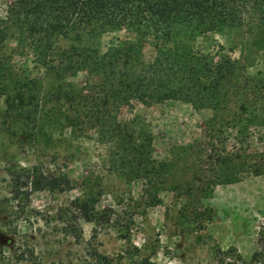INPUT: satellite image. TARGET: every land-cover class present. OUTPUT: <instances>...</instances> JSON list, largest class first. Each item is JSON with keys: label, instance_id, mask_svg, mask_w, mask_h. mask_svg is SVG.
<instances>
[{"label": "trees", "instance_id": "obj_1", "mask_svg": "<svg viewBox=\"0 0 264 264\" xmlns=\"http://www.w3.org/2000/svg\"><path fill=\"white\" fill-rule=\"evenodd\" d=\"M252 12V21L264 26V0H0V87L7 115L26 125L62 118L73 136L94 129L109 145V162L118 173L128 180L143 178L156 189L178 170L185 174L189 196L237 182L243 173L264 176V149L252 152L239 141L264 126V80L249 75L242 59L216 57L194 45L196 35L242 25ZM123 28L135 39L102 52L95 39ZM12 40L14 53L33 54L55 75L59 105L44 109L35 93L38 82L16 77L9 65ZM148 41L154 48L151 60L143 55ZM79 71L86 72L83 85L65 80ZM146 99L210 108L204 138L176 146L169 160L153 158V136L143 117L119 119L132 102ZM37 175L30 176L34 190L58 187ZM58 179L70 187L67 179ZM157 194H150L148 205L160 202ZM95 199L76 200L88 221L101 217ZM212 264H264V238L248 261L236 250L217 249Z\"/></svg>", "mask_w": 264, "mask_h": 264}, {"label": "rangeland", "instance_id": "obj_2", "mask_svg": "<svg viewBox=\"0 0 264 264\" xmlns=\"http://www.w3.org/2000/svg\"><path fill=\"white\" fill-rule=\"evenodd\" d=\"M253 16L242 25L196 35L195 47L216 57L240 58L249 75L264 80V26ZM126 39L133 41L135 35L123 28L95 41L104 52ZM15 44L9 42L8 55L16 77L38 82L35 93L44 109L59 105L53 96L55 75L40 67L33 54L14 53ZM143 55L152 59L151 42L144 43ZM64 78L80 86L86 72ZM5 98L0 87V264H212L217 249L236 250L248 261L264 238L263 175L243 173L237 182L189 196L185 174L178 170L156 189L143 178L128 180L118 173L109 162V145L99 141L94 129L73 136L62 118L18 123L7 115ZM135 115L147 122L153 158L161 161L169 160L176 146L202 140L212 110L178 99H146L132 102L119 119ZM229 133L236 137L235 131ZM241 138L249 151H261L264 126ZM33 173L42 181L53 179L58 187L34 190ZM155 192L160 202L148 205ZM89 196L96 198L101 216L94 221L77 208L76 200Z\"/></svg>", "mask_w": 264, "mask_h": 264}]
</instances>
